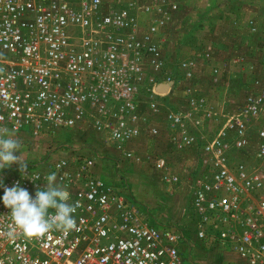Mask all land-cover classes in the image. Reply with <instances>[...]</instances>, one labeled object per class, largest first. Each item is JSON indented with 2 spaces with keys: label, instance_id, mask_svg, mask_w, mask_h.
I'll return each mask as SVG.
<instances>
[{
  "label": "built area",
  "instance_id": "2783aa9c",
  "mask_svg": "<svg viewBox=\"0 0 264 264\" xmlns=\"http://www.w3.org/2000/svg\"><path fill=\"white\" fill-rule=\"evenodd\" d=\"M162 7L147 0H0V132L13 133L21 145V134L73 128L79 136L90 129L116 152V160L141 161L134 141L143 129L159 135L157 126L141 123L144 105L157 110L156 97L171 95L182 80L163 71L166 56L155 36L164 20L141 17ZM179 64L185 66L184 80L191 78L192 62ZM182 92L189 103L168 114L176 153L196 142L189 123L197 127L194 111L203 109L194 106L190 84ZM222 117L216 135L202 146L203 168L190 188L192 218L160 227L155 210L136 201L125 178L129 197L108 183L117 173L101 177L102 155L84 142L86 136L78 137L66 157L41 169L32 168L20 148L28 172L22 176L15 165L12 174L0 171L3 185L18 181L34 194L56 173L69 202L79 204L76 227L68 234L53 227L29 238L0 202V264H194L196 242L229 249L239 264H264V85ZM250 144L251 163L228 162L232 145L243 150ZM153 161L165 183L179 182L163 157ZM13 228L14 239L8 236Z\"/></svg>",
  "mask_w": 264,
  "mask_h": 264
},
{
  "label": "rangeland",
  "instance_id": "374dc122",
  "mask_svg": "<svg viewBox=\"0 0 264 264\" xmlns=\"http://www.w3.org/2000/svg\"><path fill=\"white\" fill-rule=\"evenodd\" d=\"M147 2L150 6H163L162 11L142 15V19L147 22L160 16L164 20L160 32L155 36L162 53L168 58L175 57L172 51L175 49V43H178L176 57L180 58L179 62H192L193 78L189 84L192 87L191 99L194 100V106L210 113L208 115L203 109L194 111V120L198 119L199 124L194 127L189 123L188 128L196 137L193 146L176 153L169 142L172 132L169 111L175 109V106L184 110L189 103V96L186 97L182 92L188 84L184 80L185 66H172L167 62V57L163 71L171 70L182 80L180 87L171 95L156 97L157 100L170 99L167 105L159 101L157 110L154 111L144 105L142 113L146 114L147 119L151 118L148 125L158 127L159 135L153 137L145 129L134 141L132 148L142 155L141 161L131 162L123 158L116 160V152L97 141L98 135L91 134L90 129L79 136L73 128H68L40 133L38 137L21 134L20 139L24 142L21 144V152L29 161V165L34 169H41L45 163L66 157L69 150L78 145V137L82 139L86 136L84 142L93 144L95 153L102 155L98 167V172L104 173L101 177L107 180V175L117 173L114 179L107 181L112 186L121 188L122 193L129 197L122 181V178H125L136 201L155 210L157 221L154 224L160 227L168 220L181 221L192 218L190 188L203 168V144L216 135L224 122L222 115L237 111L249 92L258 90L261 84L264 85V0ZM170 4H176V8L170 9ZM224 10L226 18L220 14ZM194 26V31L187 32V29L190 30ZM188 54L190 56L186 57ZM160 111V115H155ZM229 135L234 136L232 132H229ZM254 146L250 144L239 150L232 145L228 149V162L233 166L243 159L246 163H251ZM157 156L163 157L168 167L179 174L180 180L177 184L165 183L162 180L153 164V159ZM117 171L122 176L118 175ZM1 172L12 174L14 171L9 168ZM228 250L213 244L196 242L192 246L191 256L194 264H239L237 257Z\"/></svg>",
  "mask_w": 264,
  "mask_h": 264
},
{
  "label": "clouds",
  "instance_id": "9594fccd",
  "mask_svg": "<svg viewBox=\"0 0 264 264\" xmlns=\"http://www.w3.org/2000/svg\"><path fill=\"white\" fill-rule=\"evenodd\" d=\"M13 137L14 134L7 130L0 132V171L15 165L24 176L28 172V164L20 155V143ZM56 179L54 172L47 175L46 186L37 188L34 194L18 181L7 187L0 180V187H3L0 202L10 210L14 226L21 229L25 236H40L53 227L68 234L76 227L74 213L79 204L69 202L68 189L58 184ZM8 236L15 238V228L8 232Z\"/></svg>",
  "mask_w": 264,
  "mask_h": 264
},
{
  "label": "crops",
  "instance_id": "0c3cea01",
  "mask_svg": "<svg viewBox=\"0 0 264 264\" xmlns=\"http://www.w3.org/2000/svg\"><path fill=\"white\" fill-rule=\"evenodd\" d=\"M225 6H227L226 4H224ZM221 15H222V17L223 18H226V12H225V10L224 11H222L221 13H220ZM202 16H205L204 14H202ZM194 29H196V27L194 26L193 28H191L190 30H188L187 29V32H191V31H194ZM189 36V35H188ZM187 36V37H188ZM182 40V39H181ZM178 43H175V49H174V51H172L173 53L172 54H175V57H173V58H168L167 56V62H169V63H171V65L172 66H177L178 67V65H179V59L180 58H178V57H176V55H177V53H178ZM172 50V49H171ZM187 56H190L189 54L188 55H186V57ZM173 74L174 75H176L175 74V72H173ZM193 74H194V72H193ZM176 77H179V75H176ZM192 78H193V76L191 77V78H189V79H186L185 81L188 83L187 85H189V83H191V80H192ZM176 89V88H175ZM174 89V90H175ZM177 91V90H176ZM161 97V96H160ZM157 100V99H156ZM158 101H160V102H162L163 101V104H168V102H170V99L168 100V99H158ZM170 104V103H169ZM162 111V110H161ZM161 111L159 112V113H157V114H155V115H160V113H161ZM151 119V118H150ZM150 119H147V116H146V114H144V119H143V121H141V123H143V126H144V128H146L147 127V125L149 124V122H151V121H149ZM143 131H144V129H143ZM170 142V141H169Z\"/></svg>",
  "mask_w": 264,
  "mask_h": 264
},
{
  "label": "water",
  "instance_id": "95a60500",
  "mask_svg": "<svg viewBox=\"0 0 264 264\" xmlns=\"http://www.w3.org/2000/svg\"><path fill=\"white\" fill-rule=\"evenodd\" d=\"M161 86H162V89L163 88H167V85L166 84H161Z\"/></svg>",
  "mask_w": 264,
  "mask_h": 264
}]
</instances>
